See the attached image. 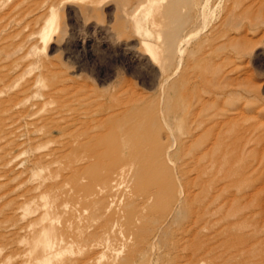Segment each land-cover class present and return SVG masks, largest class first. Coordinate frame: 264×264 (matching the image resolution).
Listing matches in <instances>:
<instances>
[{"label":"rangeland","instance_id":"1","mask_svg":"<svg viewBox=\"0 0 264 264\" xmlns=\"http://www.w3.org/2000/svg\"><path fill=\"white\" fill-rule=\"evenodd\" d=\"M263 147L264 0H0V264H264Z\"/></svg>","mask_w":264,"mask_h":264},{"label":"bare ground","instance_id":"2","mask_svg":"<svg viewBox=\"0 0 264 264\" xmlns=\"http://www.w3.org/2000/svg\"><path fill=\"white\" fill-rule=\"evenodd\" d=\"M263 148H264V147H263ZM259 168H262V167H259ZM259 168H258V169H259ZM262 169H264V168H262ZM122 171H123V168L121 167V168H118V169H117L116 171H114L113 173H115V174H119V173H121ZM258 171H259V170H258ZM258 171H257V172H258ZM261 171H262V170H261ZM261 171H260V173H261ZM257 172H256V173H257ZM258 173H259V172H258ZM255 175H257V174H255ZM263 176H264V172H263ZM254 177H255V176H253V178H254ZM255 178H257V177H255ZM263 179H264V177H263ZM251 180H253V179H251ZM259 180H261L260 177H259ZM253 183H254V182H253ZM256 190H257V189H256ZM254 191H255V190H254ZM257 191H258V190H257ZM261 191L264 192V186L261 188ZM263 204H264V203H262V206H263ZM263 207H264V206H263Z\"/></svg>","mask_w":264,"mask_h":264}]
</instances>
